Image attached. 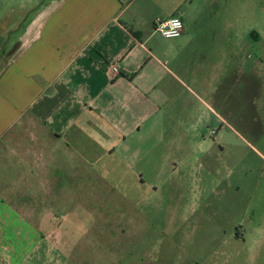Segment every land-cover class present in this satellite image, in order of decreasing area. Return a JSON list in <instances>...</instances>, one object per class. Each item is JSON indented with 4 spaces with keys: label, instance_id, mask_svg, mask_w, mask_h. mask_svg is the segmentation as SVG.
Segmentation results:
<instances>
[{
    "label": "rangeland",
    "instance_id": "obj_1",
    "mask_svg": "<svg viewBox=\"0 0 264 264\" xmlns=\"http://www.w3.org/2000/svg\"><path fill=\"white\" fill-rule=\"evenodd\" d=\"M185 9L201 16L190 28L209 56L192 57L189 79L186 65L165 64L182 81L179 100L165 109L149 88L148 118L127 142L97 133L91 183L59 195L23 264H264V0ZM186 107L192 119L181 118Z\"/></svg>",
    "mask_w": 264,
    "mask_h": 264
},
{
    "label": "crops",
    "instance_id": "obj_2",
    "mask_svg": "<svg viewBox=\"0 0 264 264\" xmlns=\"http://www.w3.org/2000/svg\"><path fill=\"white\" fill-rule=\"evenodd\" d=\"M186 2L0 0V264H23L59 195L73 199L76 186L91 183L87 163L100 130L110 128L123 144L139 132L149 88L165 109L179 100L182 81L166 65H186L189 79L192 57L210 54L194 44L205 36L191 32L201 16L193 18ZM175 17L182 35L159 47L153 21ZM192 115L186 107L181 118Z\"/></svg>",
    "mask_w": 264,
    "mask_h": 264
},
{
    "label": "built area",
    "instance_id": "obj_3",
    "mask_svg": "<svg viewBox=\"0 0 264 264\" xmlns=\"http://www.w3.org/2000/svg\"><path fill=\"white\" fill-rule=\"evenodd\" d=\"M153 31L166 40H175L182 35L184 26L181 19L177 17L169 19L157 18L153 21Z\"/></svg>",
    "mask_w": 264,
    "mask_h": 264
}]
</instances>
